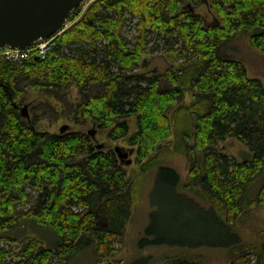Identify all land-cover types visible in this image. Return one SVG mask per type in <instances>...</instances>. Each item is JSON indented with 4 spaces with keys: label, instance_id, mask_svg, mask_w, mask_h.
<instances>
[{
    "label": "trees",
    "instance_id": "obj_1",
    "mask_svg": "<svg viewBox=\"0 0 264 264\" xmlns=\"http://www.w3.org/2000/svg\"><path fill=\"white\" fill-rule=\"evenodd\" d=\"M202 1L214 21L194 11ZM245 34L264 51V0H93L45 58L35 52L1 58L0 264H69L84 246L92 248L94 264L122 262L140 181L88 130L39 129L44 119L95 123L109 139L132 146L143 170L167 153L183 154L182 191L207 200L225 233L264 206V82L231 50ZM159 51L173 64L163 78L136 73L146 55ZM29 89L47 98L28 115L20 106ZM230 138L250 156L223 151ZM158 179L181 183L168 166ZM29 223L52 229L57 240L11 234ZM230 254L229 264H264V243L240 242ZM166 264L204 263L184 254Z\"/></svg>",
    "mask_w": 264,
    "mask_h": 264
},
{
    "label": "rangeland",
    "instance_id": "obj_2",
    "mask_svg": "<svg viewBox=\"0 0 264 264\" xmlns=\"http://www.w3.org/2000/svg\"><path fill=\"white\" fill-rule=\"evenodd\" d=\"M87 7L81 8L71 24L78 21ZM194 11L206 22L215 19L206 1L196 5ZM231 50L244 60L250 76L259 77L264 82V51L251 45L248 34L238 36L232 43ZM171 66L173 64L166 55L159 51L146 55L136 73L158 75L163 78V74ZM76 97L77 90L73 89L71 98ZM46 98L42 92L29 89L24 96L23 105L20 106L21 112L29 115L32 108ZM131 124L133 132L134 120H131ZM64 125H70L67 128H80L88 132L95 130L94 141L101 149H115L119 146L129 153L128 157L121 160L128 168L129 174L140 181V197L125 236L124 248L120 254L121 264H166L184 254L198 256L202 258L204 264H229L230 251L234 245L241 242L261 246L264 243V206L254 207L233 225V231L225 233L213 223L207 200L195 193L182 191V184L188 178L187 158L183 154L172 151L149 169L143 170L140 164L135 162L134 152H130V149H134L132 146L123 139L116 141L109 139L108 130L99 129L95 123L81 126L64 119L51 124L48 119H44L38 124V128L56 131ZM221 145L223 151L239 159L251 154L248 148L234 138ZM128 159H132V162L127 163ZM162 166L175 168L181 176V183L174 186L166 181L160 183L158 174ZM260 183L261 178L251 186L252 197L257 193ZM24 233L43 238L48 244L57 240L52 229L33 223L18 226L11 234ZM69 264H94L92 248L84 246L72 257Z\"/></svg>",
    "mask_w": 264,
    "mask_h": 264
},
{
    "label": "water",
    "instance_id": "obj_3",
    "mask_svg": "<svg viewBox=\"0 0 264 264\" xmlns=\"http://www.w3.org/2000/svg\"><path fill=\"white\" fill-rule=\"evenodd\" d=\"M82 0H0V49H25L34 41L48 38L62 29L70 13ZM25 110V107L22 108ZM67 125L61 128L65 131ZM95 130L89 133L95 137ZM121 159L129 156L117 146ZM134 152V149H130ZM128 159L127 163H131Z\"/></svg>",
    "mask_w": 264,
    "mask_h": 264
},
{
    "label": "built area",
    "instance_id": "obj_4",
    "mask_svg": "<svg viewBox=\"0 0 264 264\" xmlns=\"http://www.w3.org/2000/svg\"><path fill=\"white\" fill-rule=\"evenodd\" d=\"M92 1L93 0H82L81 4L79 6L81 8L87 7V6H89V4ZM74 10L70 13V15H69L67 21L65 22L64 26L62 27V29L59 30L58 32H56L54 35H52L48 38L38 39V40L34 41L29 47H27L25 49H18V48L15 49V48H11L9 46L3 47L0 49V58L4 57L7 59L17 60L21 56H24L28 53H34V52L39 57L45 58L48 51L51 50L52 47H54L56 45L57 36L62 34V32H64L67 29V27H69L70 24L72 23L71 17H72V14L74 13Z\"/></svg>",
    "mask_w": 264,
    "mask_h": 264
}]
</instances>
